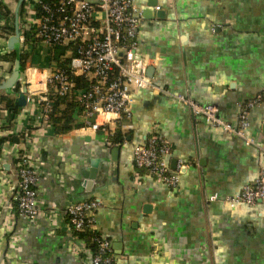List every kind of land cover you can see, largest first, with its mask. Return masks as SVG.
<instances>
[{"label": "crops", "instance_id": "crops-1", "mask_svg": "<svg viewBox=\"0 0 264 264\" xmlns=\"http://www.w3.org/2000/svg\"><path fill=\"white\" fill-rule=\"evenodd\" d=\"M135 4L139 50L155 88L136 92L129 119L110 121L109 134L80 127L55 134L36 120V97L12 122L0 109V264H90L92 250L69 231L64 210L91 198L101 203L93 232L109 241L112 264H264V198L253 206L221 201L264 174V98L248 113L253 143L246 144L171 95L212 104L237 123L241 105L264 90V0ZM9 36L0 32V83L14 61L3 50ZM42 44L25 65L39 87L49 71ZM117 130L124 140L107 145ZM152 133L169 141L170 169L186 164L175 187L134 166L133 148ZM24 152L37 165L43 210L32 221L17 216L12 200ZM213 194L218 199L209 201Z\"/></svg>", "mask_w": 264, "mask_h": 264}, {"label": "built area", "instance_id": "built-area-1", "mask_svg": "<svg viewBox=\"0 0 264 264\" xmlns=\"http://www.w3.org/2000/svg\"><path fill=\"white\" fill-rule=\"evenodd\" d=\"M20 8L22 17L19 22L22 28L34 27L40 42L48 47L52 44L69 47L65 54L69 59V70L50 69L41 87L30 78L33 68L28 65L24 68V78L17 92L25 94L26 105L32 104L34 97L37 98L38 122L45 123L48 120L52 103L47 94L52 89L59 96L75 95L81 107L80 129L90 128L109 134L107 124L110 121L119 123L131 117L136 92L155 88L147 73L148 60L139 50L137 30L142 10L137 7L135 0H23ZM4 23L5 18L0 14V26ZM21 44L22 51L27 50L22 34ZM73 76L81 77L87 85L75 89ZM163 92L169 93L166 90ZM171 95L214 128L232 133L246 144L253 143V137L246 134L249 127L248 113L262 103L264 90L241 105L235 125L224 120L212 104L198 103L185 94ZM105 143L111 145L112 141L107 138ZM170 150L167 139L152 133L143 144L133 148L134 166L175 187L179 172L186 164L178 161L175 168L170 169L166 161ZM15 174L12 200L16 214L32 221L43 213L38 205L35 160L25 152L19 153ZM263 198L264 174L261 172L253 181L243 185L238 193L225 196L221 201L230 205L245 203L253 206ZM217 199L216 194L208 197L209 201ZM100 205L99 200L91 198L66 207L64 215L69 231H93L94 211ZM92 241L96 247L92 250L90 264H112L109 241L97 232Z\"/></svg>", "mask_w": 264, "mask_h": 264}, {"label": "trees", "instance_id": "trees-1", "mask_svg": "<svg viewBox=\"0 0 264 264\" xmlns=\"http://www.w3.org/2000/svg\"><path fill=\"white\" fill-rule=\"evenodd\" d=\"M17 2V0H16ZM14 8L10 7L2 0H0V14L4 16L5 23L0 26V32H6L8 35L14 33ZM22 17V10L20 8L19 20ZM19 28L21 29V34L25 37L27 43V50L21 51L20 62L23 67H25L27 62H32L33 57L37 49V45L40 43V38L36 36V29L30 27L27 29L22 28L19 22ZM68 46H62L58 44H52L48 50L47 65L53 70H69V59L65 56ZM5 56L14 59L15 54L12 52L10 55L5 54ZM75 82V89L83 88L87 85V82L81 77L73 76ZM20 83L15 86V92L18 91ZM47 97L51 100L52 110L48 116L47 124L55 134H65L74 128H79L81 122H79V116L81 114V107L78 104L75 95L70 96H59L53 93L52 89L49 90ZM0 109L7 110L6 121L12 122L16 114L19 112V108L15 105V96L13 94L6 93L5 91H0ZM113 142L118 145L124 138L120 132L117 130L112 135L108 136ZM79 237L84 238L91 250L94 251L96 243L92 241V237L95 234L93 231H80L75 232Z\"/></svg>", "mask_w": 264, "mask_h": 264}, {"label": "water", "instance_id": "water-1", "mask_svg": "<svg viewBox=\"0 0 264 264\" xmlns=\"http://www.w3.org/2000/svg\"><path fill=\"white\" fill-rule=\"evenodd\" d=\"M22 3L23 0H17L16 2L14 9V33L8 37L5 45L3 46L4 52L7 54L14 52L15 58L11 67L10 75L2 83H0V91H5L6 93L16 95L15 105L19 109L23 108L26 105L25 94L23 92H15V86L21 81H23L22 73L24 71V67L21 65L20 62L22 44L21 32L19 28V12ZM151 4H154V2H152ZM148 72L149 67L147 68V73Z\"/></svg>", "mask_w": 264, "mask_h": 264}, {"label": "rangeland", "instance_id": "rangeland-1", "mask_svg": "<svg viewBox=\"0 0 264 264\" xmlns=\"http://www.w3.org/2000/svg\"><path fill=\"white\" fill-rule=\"evenodd\" d=\"M15 3H16V0H11L10 6L13 7ZM41 48L42 49H41L40 52H43L42 53L43 55L45 53V57H47L48 56V50H49L50 47H47V46H45V45L42 44V47ZM48 70H50V68Z\"/></svg>", "mask_w": 264, "mask_h": 264}]
</instances>
